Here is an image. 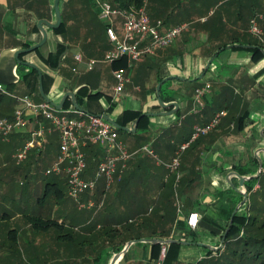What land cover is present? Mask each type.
<instances>
[{
    "label": "crops",
    "instance_id": "obj_1",
    "mask_svg": "<svg viewBox=\"0 0 264 264\" xmlns=\"http://www.w3.org/2000/svg\"><path fill=\"white\" fill-rule=\"evenodd\" d=\"M206 4L204 0L191 2L180 23L185 1L182 5V0H146L149 16L162 20L166 29L179 24H189V27L169 47L127 67L130 82L120 95L115 96L117 83L113 72L116 69L103 62L113 49L103 50L102 47L109 44L105 35L102 46L96 44V35H99L94 22L97 19L95 6L93 9L85 0H61L60 10L67 29L56 34L55 30L46 28V43L33 52L20 54L17 60L19 51L41 42L42 34L37 26L40 20L56 22L54 0H0V85L12 96H28L36 103L43 102L41 73L44 93L55 104H60L67 93H74L84 113L107 115L119 125L126 111L157 114L147 116L148 128L137 127L136 132H128L138 134L142 139L119 134L127 148L138 153L116 177L115 185L108 192L104 193L100 184L95 199L107 196V203L100 211L80 210L73 200L68 196L65 198L67 190L66 193L55 192L51 187L52 192L48 194L50 191L41 180L47 176L34 173V170L36 167H40L39 171L48 169L55 162L60 139L56 132L46 133L43 146L36 150L42 152L40 161L45 157L47 161L43 165L33 163L25 168V183H31V187L25 186L22 192L15 194L9 185L5 193L0 189L1 204L18 197L24 200V207L20 208L23 213L0 217V247L6 248L0 250V264H92L104 249L103 254L107 253V256L100 264H109L124 244L127 233L123 235L124 227L145 218H153V227L159 225L161 235L149 237L142 234V239L167 241L164 264H196L208 256V250L215 252L226 224L230 223L234 211L243 201L237 190L247 191L246 182L242 185L234 173L242 176L238 168L254 170L256 152L264 149V56L257 62L253 59V50L262 43L249 33L250 20L256 13L263 12V6L257 1L245 0L235 3L221 16L210 8L206 15H198L202 7L206 11ZM190 10L197 15H190ZM246 14L248 20H245ZM262 28L264 30V23ZM77 56H81V62L76 60ZM90 60L97 61L92 70L88 69ZM161 82L160 97L164 104L175 103L177 107L163 108L159 104L157 88ZM206 85L211 87L203 98L206 107L202 104L204 110L194 122L192 110L199 107L194 95L198 88ZM97 93L101 94L100 98H92ZM6 97L1 118L24 109L29 122L24 132L17 134L27 141L28 133L36 130L42 119H37L13 97ZM66 103L70 105L64 110H75L70 98ZM9 104L11 106L7 107ZM219 111H225V117L218 129L210 137L200 138L184 152L179 181L177 175H167V169L164 177L158 176L156 170L162 165L139 155L147 138V145L156 144L161 138L163 144L166 132L173 131L174 134L185 122L181 146L192 135L195 126L209 122ZM243 116L245 120L239 122ZM135 122L126 128L132 129ZM50 142H53L51 146ZM170 142L175 144L176 140ZM259 156L264 168V151ZM149 164L153 166L152 173L142 176L143 169ZM6 166L2 162L0 167ZM4 170L0 184L19 181V170ZM41 187L43 194L39 198L33 190ZM45 195H53L52 206H45L42 199ZM173 197L182 203L176 208L175 215L172 207H168ZM35 198L37 204L34 205ZM192 212L201 216L196 230L187 226V217ZM7 221L16 222V225L11 226ZM46 221L56 222V225L48 226ZM143 226L141 233L146 232V224ZM137 236L136 232L124 247L138 240ZM137 244H143V248H137V255L141 258L136 261L128 258L132 245L122 264H155L161 249L157 251L153 245ZM89 249L93 250V256Z\"/></svg>",
    "mask_w": 264,
    "mask_h": 264
},
{
    "label": "built area",
    "instance_id": "obj_2",
    "mask_svg": "<svg viewBox=\"0 0 264 264\" xmlns=\"http://www.w3.org/2000/svg\"><path fill=\"white\" fill-rule=\"evenodd\" d=\"M261 1L263 12L256 13L250 20L249 33L264 45L262 28L264 0ZM95 2L98 18L104 24L107 39L113 46V50L108 52L103 60L105 63L113 64L115 61L125 59L128 67L138 64L144 61L147 55L154 56L159 50L167 48L189 27V24H183L166 29L162 20L153 22L146 11V2L141 8L132 7L130 9H120L103 0H95ZM76 60L81 62V56H77ZM96 63V60H90L88 69L92 70ZM113 75L117 83L115 96H118L130 82V78L126 74V68L114 70ZM210 88V85H206L196 90L195 101L199 106L198 110L202 109L201 100ZM0 93L13 97L18 104L35 114L37 119H42L38 128L28 133L25 144L15 152L16 162L18 164L25 162L33 149L43 146L46 133L56 132L60 139L59 154L55 162L45 171V176H65L67 196L77 204L80 210H101L105 205L103 200L105 195L100 199H95V192L100 184L103 185V192H108L115 178L126 169L129 161L138 152H131L120 139L118 129L101 116L81 113L73 109L58 110L45 101L36 103L28 96H12L1 85ZM224 117L225 111H221L206 126L196 127L190 140L180 146L177 156L166 165L167 169L177 172L178 181L181 166L180 154L184 153L192 143L220 126ZM28 122L24 109H17L13 119L1 118L0 138L7 140L13 134L23 133ZM97 145L101 146L103 154L97 162L95 171L88 175L85 150ZM142 151L152 154L148 146L141 148L139 152ZM200 219L198 212L190 213L187 217L188 228L196 230ZM166 256L167 247L163 245L155 264H164ZM119 264H122V261Z\"/></svg>",
    "mask_w": 264,
    "mask_h": 264
},
{
    "label": "trees",
    "instance_id": "obj_3",
    "mask_svg": "<svg viewBox=\"0 0 264 264\" xmlns=\"http://www.w3.org/2000/svg\"><path fill=\"white\" fill-rule=\"evenodd\" d=\"M88 4L91 5L94 9V0H85ZM111 3L113 6L120 8V9H130L132 7L134 8H141L146 0H109L107 1ZM98 18V11L95 12ZM100 22V20H99ZM67 29V23L65 20H63L62 26L55 30L56 34H61L63 30ZM101 33L102 36L106 37V29L103 24L101 27ZM101 39V43L98 44L99 46H102L103 44V39ZM260 44V43H259ZM253 50V59L257 62L259 61L264 54L262 53V50L264 49V45L260 44ZM110 42L107 45H104L102 48L103 50H112L113 46L111 45L110 48ZM65 51V50H64ZM64 52L62 51L61 55ZM97 54V53H96ZM112 67L114 69H120V68H127L128 63L127 60L121 59L118 61H115L112 64ZM8 91V90H7ZM9 92V91H8ZM10 93V92H9ZM2 93H0V107H6L4 106V100ZM101 94L97 93L96 95L92 96V98L98 99L100 98ZM12 100V99H11ZM14 101V100H12ZM70 103L65 104V109L69 107ZM11 105L9 104L7 107H10ZM14 114L7 116L9 119H13ZM140 118V121L138 123V128H148L149 125V119L147 116H144L140 112H132V111H126L124 112V115L119 122L121 127H127L130 123L135 122L137 119ZM245 120V117L243 116L239 122H243ZM118 132L120 135H131L135 136L136 138L142 139V136L138 134H129L128 132H125L123 130L118 129ZM9 139H12V141H15L17 143L20 142L19 148L22 147L26 140L21 139L19 134H13L9 137ZM1 141H3L0 138ZM198 139L197 141H199ZM195 141V142H197ZM194 142V143H195ZM53 142H50V146ZM193 144V143H192ZM190 145V147L192 146ZM48 146V147H50ZM60 147V146H59ZM190 148H188L186 151H188ZM103 151L101 146H93L85 150V155H86V161H87V166L90 174L94 172V170L97 167V162L99 160H95L96 157L102 156ZM32 158L36 157L38 158L37 161L40 160V157L42 156V152L33 149L30 154ZM254 170H248V169H240L238 168L239 173L242 176H254L257 174L258 166L259 163L257 159H254ZM63 176H48L45 177V188L49 190L51 187L54 189L55 192H62V189L58 188V180H63L60 179ZM65 177V176H64ZM64 184L66 186L67 190V179L66 177L64 178ZM259 187V192H254L255 187ZM246 187H247V192L249 194L248 202L246 203V206L248 208L247 214H239L237 213L234 218L232 225L230 226L229 232L227 234V237L225 239L224 243V248L223 250H220L218 252H214L211 250H208V256L210 257L207 259L202 260L198 264H264V172L256 178L252 179L249 182H246ZM57 188V189H56ZM242 196V195H241ZM47 195L44 196V200L46 202L47 200ZM243 200V196L241 201ZM231 218V217H230ZM48 226L50 224H55L56 222L53 221H46L45 222ZM228 226H225L224 228V233L226 232ZM106 235V234H105ZM137 239L140 240L142 239V236L138 235ZM154 250H160L161 246L158 244L153 245ZM122 248H119L117 253L121 252ZM97 258L92 260V264H100L101 263V256L100 254H97ZM209 259V260H208ZM66 264V263H64ZM72 264V263H70Z\"/></svg>",
    "mask_w": 264,
    "mask_h": 264
},
{
    "label": "rangeland",
    "instance_id": "obj_4",
    "mask_svg": "<svg viewBox=\"0 0 264 264\" xmlns=\"http://www.w3.org/2000/svg\"><path fill=\"white\" fill-rule=\"evenodd\" d=\"M109 1V0H108ZM184 1H185V8H184V10H183V12H182V18L180 19V23H182V21H183V19L186 17V15H187V12H186V10H187V8H188V5L191 3V2H194L195 0H182V5H184ZM241 1H245V0H204V4H205V2H207V4H206V11H204L203 10V7H202V10H200L199 12H198V15H202V14H204V15H206V12H207V9H212V10H214V12H216L217 13V15H222V14H224L225 12H227V10L230 8V7H232L235 3H241ZM253 1H257L260 5L262 4V1L261 0H253ZM94 6H95V10L96 11H98L97 10V7H96V2L94 3ZM204 6V5H203ZM190 15H197V12H193V11H191L190 10ZM228 13V12H227ZM149 15V14H148ZM248 17H249V15L248 14H246V16H245V20L247 19L248 20ZM150 18H151V20L153 21V22H156L158 19H152V17L150 16ZM99 20L98 19H96V21H94L95 22V24H96V30L98 31V35L99 36H97L96 35V44L98 45V44H100L102 41H101V39L100 38H102L103 39V36H102V33H101V27L103 26V23L100 21V22H98ZM181 25H183V24H179V25H177V26H175V27H178V26H181ZM187 32V31H186ZM179 37V36H178ZM177 37V38H178ZM176 41V40H175ZM174 43V42H173ZM169 47V46H168ZM93 55H94V53H93ZM153 56V55H152ZM148 57H151L150 55H147V57L145 58V59H147ZM144 59V60H145ZM196 93V92H195ZM194 97H195V95H194ZM6 98V99H5ZM7 98L8 97H6V96H4L3 97V102H5V101H7ZM194 100H195V98H194ZM205 100L204 99H202L201 100V102H202V104L204 105V108L206 107V105H205V102H204ZM194 102V104H195V101H193ZM3 107H0V113L2 112V109ZM211 108H212V106H211ZM203 108L201 109V111H198L197 109L195 110V109H193L192 110V117L191 118H193L194 119V122H195V120L197 119V118H200V115H201V113L203 112ZM219 112H221V111H219ZM219 112H217L214 116H213V118L219 113ZM197 115H199V116H197ZM4 116V115H3ZM1 115H0V119H1ZM213 118L209 121V122H206V123H204V124H199V125H197V126H195V128L196 127H198V126H206L207 124H209L212 120H213ZM192 122V121H191ZM184 125H185V122L183 123V127H184ZM183 127H179V129L177 130V131H174V134H173V131H170L169 133H167L166 132V135H165V137H164V143L162 144V140H163V138H161L159 141H158V143H156V144H153V143H148V145H147V141H148V138L145 140V142L144 143H146L145 145H147L148 146V148H149V151H151L152 152V154H150L149 152H145V151H142L141 152V154H139L140 156L142 155V156H145V158L146 159H150V160H153V163L154 162H159V164L160 165H162L161 166V168H157V175L158 176H161V175H163V177H164V172H165V170L167 169L166 168V165L167 164H170L171 162H172V160H173V158L174 157H176L177 156V154H178V152H179V150H180V144L183 142V140H182V137H184L183 136V134H184V131H183ZM219 127V126H218ZM218 127L216 128V129H218ZM195 128H194V130H193V132H192V135H193V133H194V131H195ZM215 129V130H216ZM214 130V131H215ZM181 131V133L179 134V132ZM214 131H212V132H214ZM177 132V133H176ZM211 132V133H212ZM210 133V134H211ZM179 134V135H178ZM210 134H208V135H206V136H202L201 137V139H203V138H206L207 136H209ZM191 135V136H192ZM191 136H188L184 141L185 142H188L189 140H190V138H191ZM210 137V136H209ZM151 139V138H150ZM172 139H175L176 140V143L175 144H171V142H170V140H172ZM7 140H9L8 142H7ZM7 140H3V141H1L0 140V166H1V164H2V162H4L7 166H6V168H1L0 167V176H1V174L2 173H4L6 170H4V169H10L11 171H15V170H19L18 171V173H19V175H20V179H19V181L18 180H16V182L15 183H13V184H5L4 182H2L1 184H0V189L5 193L6 192V188H7V185H9V188H10V190H13L14 191V194L18 191V192H22V188H24L25 186H30L31 185V183H25L26 182V180L27 179H25V170H27V169H25V168H27V166L28 165H34L33 163H35V164H37V163H39V164H41V165H43L44 163H45V161H47V158L45 157L42 161H37V159L38 158H36V157H34V158H32V156L31 157H29L28 156V158H27V160L25 161V162H23V163H21V164H18L17 162H16V159L14 158V154H15V152L19 149L18 147H19V144H20V142H18L17 141V143L15 142V141H11L10 142V140L11 139H7ZM198 142V141H197ZM197 142H195V143H193L192 144V146H194V144H196ZM145 145H144V147H145ZM191 146V147H192ZM191 147H189V148H191ZM18 148V149H17ZM50 150V148H48L47 149V151H49ZM46 151V150H45ZM44 151V152H45ZM183 154L184 153H181L180 154V159L182 160V156H183ZM134 158V157H133ZM4 159V160H3ZM153 166H151L150 164L149 165H146V167L143 169V171H142V176L143 175H146V176H148V175H150L151 173H152V171H151V168H152ZM38 168H40V167H36L35 168V170H34V173H42L41 175H44L45 174V171L47 170L46 168H42V169H40V171L39 170H37ZM46 169V170H45ZM1 170H3V171H1ZM264 172V171H263ZM166 174L167 175H169V176H171V175H174V176H176L177 175V172H173V171H171L170 169H167L166 170ZM165 174V175H166ZM45 176V175H44ZM64 176L63 177H61L60 179H63V180H58V188H60V189H62V191L63 192H65L66 193V186H65V182H64ZM42 180V182L45 184V177H43V179H41ZM115 181H116V178H115ZM43 184V185H44ZM22 185H24V186H22ZM114 185H115V182H114ZM31 187V186H30ZM44 187V186H43ZM43 187H41V189L39 188V189H36V190H33V192H34V194H36V196H38L39 198H41V194H43ZM167 188H169V185L167 186ZM155 190H157V187H156V189ZM259 187L257 186V187H255V189H254V192H259ZM52 191H50V192H48V194H50ZM175 194H176V191H175ZM16 196V195H15ZM53 195H51V196H47L48 198H47V200H46V202H45V206L47 205V207H49V206H52V205H50L51 204V202H52V199H51V197H52ZM107 196H105V198H103V200H104V202H105V204L107 203V198H106ZM65 198H68L67 197V195L65 196ZM249 198V197H248ZM42 199L44 200V198L42 197ZM172 199V198H171ZM240 200H241V198H240ZM23 202H24V200H23V197L21 198V200H20V198L18 197V199L17 200H9V202H5V203H3V204H1L0 203V217H5V214H7V215H10L11 217H13V216H15L17 213H20V212H22V211H20V208L21 207H24V204H23ZM248 202V201H247ZM169 203H170V205H168V207H172L171 209H172V211H174V215L176 214V208L178 207V205H180V204H182L181 203V201H180V199H177V198H175V197H173V200L170 202L169 201ZM35 204H37V201H36V198L34 199V205ZM32 206H33V204H32ZM104 207H105V205L103 206V208L102 209H104ZM144 207L146 208V204L144 203ZM180 207H181V205H180ZM101 209V210H102ZM100 211V210H99ZM247 212H248V208H247V206H246V203L241 207V209H240V211L238 212L239 214H241V215H243V214H247ZM16 213V214H15ZM23 213V212H22ZM143 221H144V223L146 224V227H145V229H146V232H144V233H141V230H140V228L142 227V228H144V223H143ZM7 223L8 224H10L11 226H15L16 225V222H10V221H7ZM229 225V222L226 224V226H228ZM158 226L159 225H155L154 227H153V218H150V219H148L147 220V218H145L144 220L143 219H141V220H139V221H137V222H135V223H133V224H128L127 226H125L124 227V232H123V235L126 233V231H127V233H126V235L124 236V238H123V243L125 244V242H127L130 238H133L134 236H135V233L137 232L138 233V235H142V234H144V235H146V236H151V237H154V236H159V235H161L160 234V232H159V229H158ZM138 230H140V232L138 231ZM132 232H134V233H132ZM132 233V234H131ZM225 234V233H224ZM224 234H223V236H224ZM222 240H223V238H222ZM222 240H220V244L222 245ZM219 243V242H218ZM225 243V242H224ZM124 244L123 245H121V247L120 248H122V250L124 249ZM220 244H218V246H217V248H219L220 250H223V248H224V244L221 246ZM220 245V246H219ZM139 247H141V248H143V244H137V245H133L132 247H131V249H130V253L128 254V258H132V259H134V260H132V261H136L137 259L139 260L141 257L140 256H138L137 255V248H139ZM6 249L5 247H0V250H2V249ZM216 248V247H215ZM119 249V248H118ZM100 250H102V249H100ZM105 250V249H104ZM103 250V251H104ZM219 250V251H220ZM89 251V254L91 255V256H93V250L92 249H89L88 250ZM98 251V250H97ZM103 251H102V255H101V260H103V259H105L106 258V254L107 253H104L103 254ZM215 252H218L217 250H215ZM99 254V253H98ZM95 255V254H94ZM91 256H87V258H89L90 259V257ZM92 258V257H91ZM207 258H209L210 259V257L209 256H206L205 258H203V259H200L199 261H198V263L199 262H201V260H204V259H207ZM208 259V260H209ZM165 262V261H164ZM198 263H196V264H198ZM123 264H125L124 262H123ZM127 264V263H126ZM128 264H131V263H128ZM176 264V263H175Z\"/></svg>",
    "mask_w": 264,
    "mask_h": 264
},
{
    "label": "water",
    "instance_id": "obj_5",
    "mask_svg": "<svg viewBox=\"0 0 264 264\" xmlns=\"http://www.w3.org/2000/svg\"><path fill=\"white\" fill-rule=\"evenodd\" d=\"M60 1L61 0H54V5H53V8H54V12H55V16H56V22L55 23H51L47 20H40L38 22V29L39 31L41 32L42 34V40L39 44H37L36 46L34 47H31L29 49H26V50H21L17 53V56H16V59L18 60V57L20 54H23V53H30V52H33L35 50H37L38 48L42 47L46 41H47V38H48V32L46 30V28H49V29H52V30H57L59 29L61 26H62V23H63V19H62V13H61V10H60ZM67 51V50H66ZM263 54H264V50H262ZM20 62V61H19ZM26 66L28 67H31V68H36V66L32 65V64H29V63H25ZM40 74V91H41V95L42 97L44 98V101L45 102H48L50 103L52 106H54L56 109L58 110H62L64 109V105H65V101L70 98L72 100V104L75 108V110L77 112H81V113H84V110L78 105L77 101H76V96L74 93H67L65 96H64V99L62 100V102L60 104H55L54 102H52V100H50L44 93V90H43V85H42V74ZM165 82V81H163ZM163 82H161L159 85H158V88H157V93H158V101H159V104L163 107V108H168V107H177V104L175 103H170L168 105H165L163 100L161 99V87H162V84ZM157 114H145L144 116H150V117H155ZM104 120L108 121L109 123H111L114 127H116L117 129H120V130H123L125 132H136L137 130V127H138V123L140 121V118L136 120V122L134 123V126L132 129L130 128H126V127H121L119 124H117L115 121H113L109 116L107 115H103L101 116ZM264 151V149H259L257 152H256V158L257 160L259 161V169L257 171V174L254 175V176H246V177H242L236 173H234L239 179H240V182L242 183V185L245 183V182H249L251 181L252 179H256L258 178L262 172H263V164H262V160L259 156V154ZM233 174H231L232 176ZM231 177H229L230 179ZM242 196H243V201L239 204V206L236 208V210L234 211L233 213V216L230 220V223H229V227L227 228L224 236H223V240H222V245L224 244L225 242V239L227 237V234L229 232V229H230V226L232 225V222H233V218L234 216L237 214L238 210L245 204L247 203L248 201V192L246 190L244 191H239L237 190ZM137 243H145V244H150V245H155V244H158L160 246L162 245H166L167 244V241L166 240H156V239H140V240H134V241H131L129 243H127L124 247V249L115 254L112 258V260L110 261L109 264H119L122 260H123V257L124 255L126 254V252L128 251V249L134 245V244H137ZM221 245V246H222ZM206 248H210L209 246H206ZM215 250L219 251L220 249L219 248H215Z\"/></svg>",
    "mask_w": 264,
    "mask_h": 264
}]
</instances>
